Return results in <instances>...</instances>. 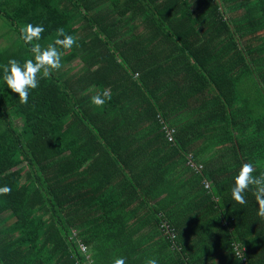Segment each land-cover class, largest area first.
Here are the masks:
<instances>
[{
    "label": "trees",
    "instance_id": "trees-1",
    "mask_svg": "<svg viewBox=\"0 0 264 264\" xmlns=\"http://www.w3.org/2000/svg\"><path fill=\"white\" fill-rule=\"evenodd\" d=\"M0 22V264H264L231 197L264 172V0H0ZM29 23L79 46L22 105L2 66Z\"/></svg>",
    "mask_w": 264,
    "mask_h": 264
},
{
    "label": "clouds",
    "instance_id": "clouds-1",
    "mask_svg": "<svg viewBox=\"0 0 264 264\" xmlns=\"http://www.w3.org/2000/svg\"><path fill=\"white\" fill-rule=\"evenodd\" d=\"M45 31L42 25L26 24L19 28L20 39L29 46L32 58L27 59L23 64L16 59H10L2 66L3 81L12 93L17 94L22 105L28 103L30 91L39 87L40 79L50 78L53 73L62 68V56L64 51L78 47L77 39L65 32L64 28H58L54 42L42 46L40 41ZM64 50V51H62ZM110 99L104 94L91 96L92 106L102 108L106 100ZM256 168L253 163H243L235 177L234 186L231 189L232 199L240 205L247 203L245 193L251 191L258 203V216L264 219V172L258 176L254 175ZM11 188L5 185L0 187V195H8ZM114 264H126L123 257L116 258ZM145 264H158L155 257L149 258Z\"/></svg>",
    "mask_w": 264,
    "mask_h": 264
},
{
    "label": "built area",
    "instance_id": "built-area-1",
    "mask_svg": "<svg viewBox=\"0 0 264 264\" xmlns=\"http://www.w3.org/2000/svg\"><path fill=\"white\" fill-rule=\"evenodd\" d=\"M164 129L166 130L168 141L169 142H173L176 130L174 128H172V127H169V126H165ZM189 165L192 166V167H197L198 170H201L203 168L202 165H196L192 161L189 162Z\"/></svg>",
    "mask_w": 264,
    "mask_h": 264
},
{
    "label": "rangeland",
    "instance_id": "rangeland-1",
    "mask_svg": "<svg viewBox=\"0 0 264 264\" xmlns=\"http://www.w3.org/2000/svg\"><path fill=\"white\" fill-rule=\"evenodd\" d=\"M3 21V20H2ZM0 24H1V22H0ZM76 64V65H75ZM74 65L76 66V69H79V68H81L82 67V63H80V62H76Z\"/></svg>",
    "mask_w": 264,
    "mask_h": 264
},
{
    "label": "crops",
    "instance_id": "crops-1",
    "mask_svg": "<svg viewBox=\"0 0 264 264\" xmlns=\"http://www.w3.org/2000/svg\"><path fill=\"white\" fill-rule=\"evenodd\" d=\"M13 221H10V224L12 223Z\"/></svg>",
    "mask_w": 264,
    "mask_h": 264
}]
</instances>
